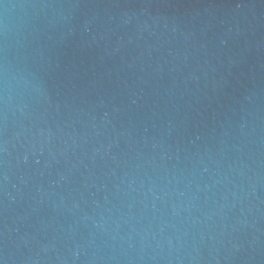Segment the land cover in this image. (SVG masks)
<instances>
[{
    "label": "water",
    "instance_id": "95a60500",
    "mask_svg": "<svg viewBox=\"0 0 264 264\" xmlns=\"http://www.w3.org/2000/svg\"><path fill=\"white\" fill-rule=\"evenodd\" d=\"M0 264H264V0H0Z\"/></svg>",
    "mask_w": 264,
    "mask_h": 264
}]
</instances>
